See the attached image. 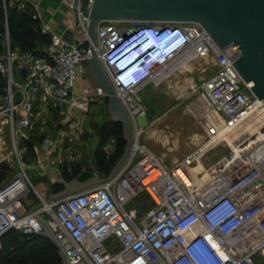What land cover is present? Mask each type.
<instances>
[{
	"label": "built area",
	"instance_id": "obj_1",
	"mask_svg": "<svg viewBox=\"0 0 264 264\" xmlns=\"http://www.w3.org/2000/svg\"><path fill=\"white\" fill-rule=\"evenodd\" d=\"M77 9L81 38L71 42L53 34L42 54L12 49L6 24L0 53V75L6 81L0 125L8 127L9 153L20 172L0 184V250L2 236L10 229L25 235L44 232L40 216L67 264H258L256 257L264 256V138L210 166L200 185L189 171L206 152L228 143L227 134L256 115L264 119V100L253 94L252 83L245 82L234 65L239 48H219L199 23L103 21L97 25L94 46L135 126L137 116L145 112L134 90L158 80L183 55L212 54L216 69L191 85L189 104L205 132L204 144L169 169L135 136L129 159L109 180L54 202L36 191L28 175L33 167L23 159L27 148L20 147V141L35 134V168L60 172L76 160L77 115L88 113L92 104L108 106V95L98 82L82 94L75 90L91 69L85 63L91 53L90 18ZM51 31L50 25H43V33ZM157 41L170 49H159ZM133 54L140 61L128 63ZM256 124L258 129L264 125L260 119ZM2 151L0 147V164L6 160ZM32 190L42 205L30 210L25 198ZM142 193L152 205L137 221L126 205Z\"/></svg>",
	"mask_w": 264,
	"mask_h": 264
},
{
	"label": "rangeland",
	"instance_id": "obj_2",
	"mask_svg": "<svg viewBox=\"0 0 264 264\" xmlns=\"http://www.w3.org/2000/svg\"><path fill=\"white\" fill-rule=\"evenodd\" d=\"M189 56V54L181 56L166 72L160 75L158 80H151L134 90V94L140 98V106L145 112L144 115L137 116L138 125H134L136 127L135 136L138 137L140 144L145 145L169 169L177 166L188 154L201 147L206 137L204 130L191 112L189 104L193 99L191 85L202 82L214 73L216 69L214 56L210 55L207 58L199 56L198 59L190 61L189 67H180ZM15 71H17L16 67ZM79 80L81 84L88 86L84 90L93 89L97 84L96 77L89 68ZM5 87V81L0 80V106H2L5 95ZM109 117L111 118L108 106L102 108L98 104H92L88 113L77 115L80 125L79 132L75 136L76 160L70 163L68 168L61 169L60 172L50 171L47 174H41L39 169L35 168L37 158L32 155L31 144L24 140L20 141V147L27 148L23 159L27 165L33 167L28 169L30 180L44 199L49 200L50 195L53 194L55 183H68L87 167L92 168L93 174L99 178H106L111 174L119 160L109 168V171L98 169L96 163V150L100 140L99 129L105 121L109 120ZM0 136L6 141L9 151L11 136L7 126L1 127L0 125ZM111 139L106 142V149L103 148L108 157L112 156L116 148L117 141L113 143ZM231 151L232 147L223 142L206 152L202 161L208 168L230 154ZM12 164L13 173H9L15 177L20 172L15 157ZM28 200L32 202L30 210L42 205V200L34 190L28 196ZM151 205L152 202L148 196H139L130 200L126 207L135 214V219L139 221ZM44 216L46 217V214ZM111 245L110 241L109 246ZM256 261L258 264H264V256L258 255Z\"/></svg>",
	"mask_w": 264,
	"mask_h": 264
},
{
	"label": "water",
	"instance_id": "obj_3",
	"mask_svg": "<svg viewBox=\"0 0 264 264\" xmlns=\"http://www.w3.org/2000/svg\"><path fill=\"white\" fill-rule=\"evenodd\" d=\"M90 18L88 39L91 67L97 82L108 95V113L123 125L127 142L124 154L111 174L99 178L84 171L68 183L57 182L48 202L57 201L73 193L101 184L117 174L129 159L135 140V127L128 112L116 95L113 85L99 62L94 43L97 25L103 21H132L156 23H199L219 48L235 45L240 55L234 65L245 82H251L253 94L264 100V0H81L74 4ZM46 236L59 249L45 219L37 216ZM64 264H67L61 253Z\"/></svg>",
	"mask_w": 264,
	"mask_h": 264
},
{
	"label": "trees",
	"instance_id": "obj_4",
	"mask_svg": "<svg viewBox=\"0 0 264 264\" xmlns=\"http://www.w3.org/2000/svg\"><path fill=\"white\" fill-rule=\"evenodd\" d=\"M5 6L6 9L4 2L0 0V53L4 50V46L1 43V35L5 31V21L11 40V48H13V43H17L19 50H31L37 53L36 41L41 38L38 19L30 15L28 11L20 10L17 6L9 7L6 2ZM111 138H116L117 142L112 156L108 157L103 148ZM99 139V145L96 150L97 167L98 169L109 171V168L124 153L126 140L123 134V125L109 117V120L100 126ZM140 196L147 195L142 193ZM0 264H64V262L57 246L46 235H25L19 230L10 229L2 236Z\"/></svg>",
	"mask_w": 264,
	"mask_h": 264
},
{
	"label": "crops",
	"instance_id": "obj_5",
	"mask_svg": "<svg viewBox=\"0 0 264 264\" xmlns=\"http://www.w3.org/2000/svg\"><path fill=\"white\" fill-rule=\"evenodd\" d=\"M2 1L4 2L5 9H6L5 6V2H6V4L8 3L9 7L17 6L20 10L28 11V13L33 17L34 15H38L37 19L39 21V33L41 34V38H39L36 41V49L38 50L37 53L39 54H42V48L50 41L53 34L61 35L64 39L71 42L77 41L82 36L77 26L78 9L74 6V4L78 0H2ZM45 24L50 25L52 28V31L47 34L42 32V27ZM4 29L5 31L1 35V43L3 46L4 43L6 42V21L4 23ZM8 38H9V42L11 43L9 33H8ZM12 49L19 50L18 44L13 43ZM0 80L5 81V77L0 75ZM87 87H88L87 85L84 86L83 84H81L80 80H78L75 90L80 94L92 90L89 88H88L89 90L88 89L84 90ZM24 141L31 144L32 155L33 157L37 158L36 150L38 148V139H36V135L35 134L30 135L28 139L27 140L24 139ZM0 147L3 150L1 153L6 155V160L0 164V184H5L9 182L12 178H14L12 177L13 176L12 160L14 159V156L10 155L9 152L11 150V145H10V150L8 151V147L6 146V141L4 144L1 142ZM45 170L46 171H40V173L42 172L44 174H47L48 172L53 171L50 168H47ZM28 196L25 198V202L29 207H31L32 202L28 200ZM34 234L46 235L45 232H37ZM59 254L61 256L60 251Z\"/></svg>",
	"mask_w": 264,
	"mask_h": 264
},
{
	"label": "bare ground",
	"instance_id": "obj_6",
	"mask_svg": "<svg viewBox=\"0 0 264 264\" xmlns=\"http://www.w3.org/2000/svg\"><path fill=\"white\" fill-rule=\"evenodd\" d=\"M189 55L190 56L187 59H185V61L183 62V64H181L180 67H184V68L189 67L190 61L194 59H198L199 57L192 54ZM210 55H205V56L207 58ZM167 70L168 69L165 68L163 72H166ZM259 119L264 123V119L260 118L259 115H256L253 119L247 121L241 128L237 129L236 131H232L225 136V140L228 142V145L232 147V152L230 154H227L224 160H229L233 158V156H237L241 151L242 152L247 151L252 146L257 144L262 138H264V125L260 129L256 127L257 125L256 123L259 122ZM262 151H264V148L262 149ZM209 167L210 166H208V168ZM208 168L204 165L201 159L195 161V163L189 167V171L195 178L196 183L198 185H200L208 178L210 172Z\"/></svg>",
	"mask_w": 264,
	"mask_h": 264
},
{
	"label": "clouds",
	"instance_id": "obj_7",
	"mask_svg": "<svg viewBox=\"0 0 264 264\" xmlns=\"http://www.w3.org/2000/svg\"><path fill=\"white\" fill-rule=\"evenodd\" d=\"M132 40H133V38H132ZM130 43H131V41H130ZM156 45H157V47L159 48V49H170V46H167V45H165V42L164 41H157L156 42ZM175 50H171V52L170 53H172V52H174ZM138 56L139 55H137V56H135V54H133L132 56H130V60H128V63H131V62H134V61H140V59L138 58Z\"/></svg>",
	"mask_w": 264,
	"mask_h": 264
},
{
	"label": "flooded vegetation",
	"instance_id": "obj_8",
	"mask_svg": "<svg viewBox=\"0 0 264 264\" xmlns=\"http://www.w3.org/2000/svg\"><path fill=\"white\" fill-rule=\"evenodd\" d=\"M84 171H91V172H93V169L90 168V167H87L86 170H81V171L79 172V174H77V176L80 175V174H81L82 172H84ZM77 176H76V177H77Z\"/></svg>",
	"mask_w": 264,
	"mask_h": 264
}]
</instances>
